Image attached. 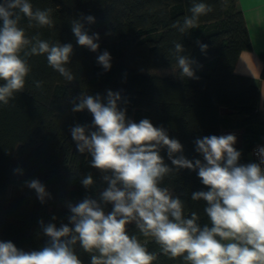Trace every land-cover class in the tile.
I'll return each instance as SVG.
<instances>
[{
	"label": "trees",
	"instance_id": "1",
	"mask_svg": "<svg viewBox=\"0 0 264 264\" xmlns=\"http://www.w3.org/2000/svg\"><path fill=\"white\" fill-rule=\"evenodd\" d=\"M33 9H51L54 26L40 27L21 18L19 26L31 38L39 34L50 43H71L73 54L66 65L75 75L66 81L53 70L45 55L28 58L31 72L22 92L14 94L7 105L0 103V241H11L18 249L39 250L47 241L39 221L55 223L57 228L69 224L66 202L77 203L85 196L95 198L107 187L99 170L90 166L91 156L80 154L72 140L70 128L77 123L90 124L87 110L73 112V99L82 92L106 96L120 92L128 101L127 117L135 122L149 119L163 126L183 145L186 158L203 159L195 151L194 141L210 135L237 137L234 147L241 151L240 163L255 162L254 145L264 142V116L257 108L259 90L251 78L234 69L239 53L250 48V38L242 12L234 0H202L213 11L202 15L198 27L181 33L173 25L189 11L193 0H29ZM3 3V0H0ZM95 17V23L82 21L89 35L99 33L97 52L77 44L71 22L81 16ZM2 26V21H0ZM110 33V34H109ZM207 44L206 53L196 43ZM181 43L184 55L196 60L199 79L182 77L175 58L174 44ZM107 50L111 69L105 71L97 57ZM23 55V53H21ZM261 72L264 78V51ZM176 68L174 75L151 70ZM41 81L37 88L35 82ZM3 84V81H0ZM170 167L166 149L161 151ZM23 169V175L14 169ZM93 175L95 186L85 189L81 180ZM39 179L51 193L45 203L37 199L25 181ZM161 187H169L185 204V213L195 211L200 224L209 223L203 200L193 201L196 191H207L196 171L181 169L166 177ZM111 205L106 210L111 211ZM56 216L55 221L52 217ZM71 227V225L69 224ZM129 235H138L150 252H156L154 264L181 263L160 252L154 240L144 238L135 224L127 226ZM76 254L83 264L91 255L79 244Z\"/></svg>",
	"mask_w": 264,
	"mask_h": 264
},
{
	"label": "clouds",
	"instance_id": "2",
	"mask_svg": "<svg viewBox=\"0 0 264 264\" xmlns=\"http://www.w3.org/2000/svg\"><path fill=\"white\" fill-rule=\"evenodd\" d=\"M191 15L173 27L181 33L198 27L199 18L212 7L193 0ZM52 10L33 9L29 0H3L0 3V103L7 105L14 94L25 88L31 72L28 58L45 55L49 66L66 81L76 80L66 67L73 54L71 43H50L39 34L29 38L19 26L22 16L40 27H53ZM82 21L95 23L88 15L71 22L77 44L92 52L100 48L99 33L89 35ZM110 34V33H109ZM206 53L207 44L196 42ZM175 58L182 77L199 79L195 67H202L184 55L181 43L174 44ZM23 53V55H21ZM111 55L105 50L97 63L111 69ZM174 71V70H173ZM37 88L41 81L35 82ZM73 112L87 110L90 124L77 123L70 128L72 140L80 154L91 156L90 166L99 170L107 184L97 196H85L77 203L66 202L69 224H44L48 238L39 250L18 249L11 241H0V264H83L76 254L77 244L91 255L90 264H154L156 252H150L138 235H129L127 226L135 224L144 238L154 240L164 256L181 259L183 264H264V146H257V162L240 163L241 151L234 145V134L197 138L195 151L203 159H188L178 139L170 138L163 127L147 119L135 122L127 117L128 101L120 92L106 96L82 92L73 101ZM167 152L171 167L161 151ZM181 169L196 171L207 191L193 192V201L206 202L204 213L209 223L201 226L195 211L185 213V204L169 187H161L166 177ZM14 172L23 175V169ZM85 189L95 186L93 175L81 180ZM41 204L52 199L39 179L25 181ZM111 205V211L106 208ZM56 216L52 217L55 221Z\"/></svg>",
	"mask_w": 264,
	"mask_h": 264
},
{
	"label": "crops",
	"instance_id": "3",
	"mask_svg": "<svg viewBox=\"0 0 264 264\" xmlns=\"http://www.w3.org/2000/svg\"><path fill=\"white\" fill-rule=\"evenodd\" d=\"M234 1L242 12L251 45L239 53L234 69L237 73L249 76L258 87L257 108L264 116V78L261 76L263 61L260 58V53L264 51V0ZM231 133L229 129L224 130V134Z\"/></svg>",
	"mask_w": 264,
	"mask_h": 264
},
{
	"label": "rangeland",
	"instance_id": "4",
	"mask_svg": "<svg viewBox=\"0 0 264 264\" xmlns=\"http://www.w3.org/2000/svg\"><path fill=\"white\" fill-rule=\"evenodd\" d=\"M175 71H176V68H174V67L151 70V72H155L158 74H169V75H174Z\"/></svg>",
	"mask_w": 264,
	"mask_h": 264
},
{
	"label": "built area",
	"instance_id": "5",
	"mask_svg": "<svg viewBox=\"0 0 264 264\" xmlns=\"http://www.w3.org/2000/svg\"><path fill=\"white\" fill-rule=\"evenodd\" d=\"M258 145H259V146H264V142H261V143H258V144H256V145H254V146L252 147L251 151H250V152H251V156L253 157L254 161L257 162V163H258L259 161H258V157H256V156L254 155V150L257 148ZM262 167H264V166H262Z\"/></svg>",
	"mask_w": 264,
	"mask_h": 264
}]
</instances>
